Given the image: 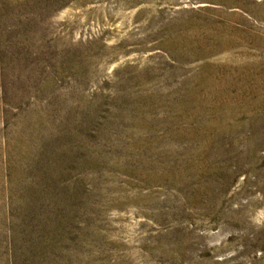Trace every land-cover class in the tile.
I'll return each instance as SVG.
<instances>
[{
	"label": "rangeland",
	"instance_id": "1",
	"mask_svg": "<svg viewBox=\"0 0 264 264\" xmlns=\"http://www.w3.org/2000/svg\"><path fill=\"white\" fill-rule=\"evenodd\" d=\"M0 264H264V0H0Z\"/></svg>",
	"mask_w": 264,
	"mask_h": 264
}]
</instances>
